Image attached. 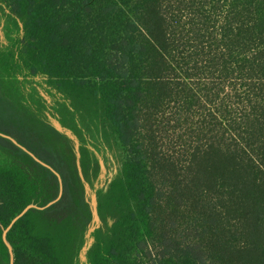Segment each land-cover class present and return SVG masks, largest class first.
Listing matches in <instances>:
<instances>
[{
	"label": "trees",
	"instance_id": "trees-1",
	"mask_svg": "<svg viewBox=\"0 0 264 264\" xmlns=\"http://www.w3.org/2000/svg\"><path fill=\"white\" fill-rule=\"evenodd\" d=\"M0 133V264H264V0H0Z\"/></svg>",
	"mask_w": 264,
	"mask_h": 264
},
{
	"label": "rangeland",
	"instance_id": "rangeland-1",
	"mask_svg": "<svg viewBox=\"0 0 264 264\" xmlns=\"http://www.w3.org/2000/svg\"><path fill=\"white\" fill-rule=\"evenodd\" d=\"M43 94V93H42ZM43 97L48 101L49 104H51L52 100L49 96H46L43 94ZM50 117V121L51 123L60 131L72 136L75 138V140L79 143V139L74 135V133L69 130V129H65L61 123L54 118L53 116L49 115ZM98 156L100 158V160L103 162V169H102V173L100 176V181L98 183V186L100 188H106L105 186L107 185V183H109L110 179L115 176L117 174V171L119 169V163L114 159L113 154L109 153L107 151H100L98 153ZM90 194V200H92L93 196H94V191L90 190L89 192ZM91 243V241H90Z\"/></svg>",
	"mask_w": 264,
	"mask_h": 264
},
{
	"label": "water",
	"instance_id": "water-1",
	"mask_svg": "<svg viewBox=\"0 0 264 264\" xmlns=\"http://www.w3.org/2000/svg\"><path fill=\"white\" fill-rule=\"evenodd\" d=\"M56 128V127H55ZM57 129V128H56ZM57 130H59V129H57ZM60 131V130H59ZM60 132H62V131H60ZM62 133H64V132H62ZM66 134V133H65ZM66 135H68V134H66ZM0 136H2V137H4V138H7V139H9V140H11L13 143H15V144H18L13 138H11V137H9V136H7V135H4V134H2V133H0ZM69 137H71L73 140H75V138L74 137H72V136H70V135H68ZM76 141V140H75ZM76 143H77V145H78V142L76 141ZM78 149V148H77ZM39 163H41L42 165H44L45 167H47V168H49V169H51L57 176H58V178H59V180L61 181V177H60V175L54 170V169H52L50 166H48L47 164H45V163H43L42 161H40V160H38L37 158H35ZM101 161V160H100ZM101 164H102V169H103V162L101 161ZM112 179V178H111ZM111 179H110V181H109V183L111 182ZM61 188H62V184H61ZM86 189H87V195L88 196H90V194H89V192H90V187L88 186V185H86ZM61 194H62V190H61ZM54 202H52V203H50L49 205H47L46 207H43V208H41L42 210H46L47 208H49L52 204H53ZM91 205H92V209H93V216H94V223H93V226H92V228L90 229V231H89V234H88V239H89V242H88V244H87V246H86V248L84 249V256H83V260L84 261H86V259H85V253L87 252V250H88V248H89V246L91 245V243H92V239H91V234L97 229V228H99V226H100V220H99V217H98V213H97V198H96V195L94 194V196H93V198H92V200H91ZM34 206H30V207H28L20 216H18L15 220H14V222H16L19 218H21L29 209H31V208H33ZM13 222V223H14ZM110 224H112V221H110ZM8 231H6L5 232V236H6V233H7ZM90 241H91V243H90ZM6 244L8 245V247H9V249H10V252H11V254H12V257H13V253H12V248L10 247V245H9V243L6 241ZM13 264V263H12Z\"/></svg>",
	"mask_w": 264,
	"mask_h": 264
}]
</instances>
